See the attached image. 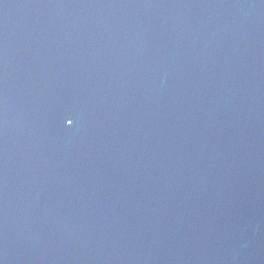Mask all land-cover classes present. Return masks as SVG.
Wrapping results in <instances>:
<instances>
[{
	"label": "water",
	"instance_id": "1",
	"mask_svg": "<svg viewBox=\"0 0 264 264\" xmlns=\"http://www.w3.org/2000/svg\"><path fill=\"white\" fill-rule=\"evenodd\" d=\"M0 264H264V0H0Z\"/></svg>",
	"mask_w": 264,
	"mask_h": 264
},
{
	"label": "snow or ice",
	"instance_id": "2",
	"mask_svg": "<svg viewBox=\"0 0 264 264\" xmlns=\"http://www.w3.org/2000/svg\"><path fill=\"white\" fill-rule=\"evenodd\" d=\"M73 122H74V121H73L72 119H69V120H68V123H69V124H72Z\"/></svg>",
	"mask_w": 264,
	"mask_h": 264
}]
</instances>
